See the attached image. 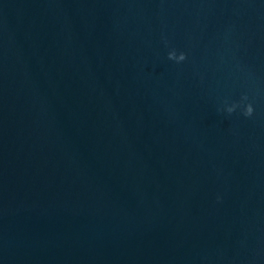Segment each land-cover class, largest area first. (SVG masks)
Returning a JSON list of instances; mask_svg holds the SVG:
<instances>
[{"label": "water", "instance_id": "1", "mask_svg": "<svg viewBox=\"0 0 264 264\" xmlns=\"http://www.w3.org/2000/svg\"><path fill=\"white\" fill-rule=\"evenodd\" d=\"M0 264H264V0H0Z\"/></svg>", "mask_w": 264, "mask_h": 264}, {"label": "clouds", "instance_id": "2", "mask_svg": "<svg viewBox=\"0 0 264 264\" xmlns=\"http://www.w3.org/2000/svg\"><path fill=\"white\" fill-rule=\"evenodd\" d=\"M180 59H184V57L181 56ZM229 111H231V109H229ZM253 111H254L253 106H252L251 104H249V105L247 106V110H246L247 114H248V115H251Z\"/></svg>", "mask_w": 264, "mask_h": 264}]
</instances>
